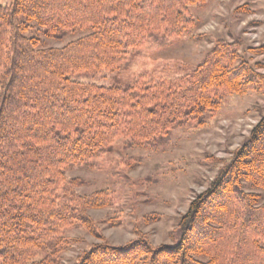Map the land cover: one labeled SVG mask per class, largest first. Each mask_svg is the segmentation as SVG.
<instances>
[{
    "label": "trees",
    "instance_id": "obj_1",
    "mask_svg": "<svg viewBox=\"0 0 264 264\" xmlns=\"http://www.w3.org/2000/svg\"><path fill=\"white\" fill-rule=\"evenodd\" d=\"M207 0H12L0 4V264H60L97 236L91 210L110 209L107 191L81 194L71 169L95 168L124 140L156 149L177 129L201 131L229 97L264 100V74L236 41L216 39L188 72L141 74L129 83L77 81L82 72L126 69L143 48L191 36V8ZM63 46L43 47L31 25ZM264 55V45L248 50ZM264 116L208 187L189 204L171 246L142 234L123 246L92 245L75 264H264Z\"/></svg>",
    "mask_w": 264,
    "mask_h": 264
},
{
    "label": "rangeland",
    "instance_id": "obj_2",
    "mask_svg": "<svg viewBox=\"0 0 264 264\" xmlns=\"http://www.w3.org/2000/svg\"><path fill=\"white\" fill-rule=\"evenodd\" d=\"M11 1L0 0V4L7 6ZM191 13L200 21L191 36L155 49H141L126 69L82 72L71 78L114 85L129 83L141 74L154 78L182 75L202 59L216 39L238 42L243 57L259 64V72L264 74V55L248 51L264 45V0H207L192 7ZM29 35L38 37L43 47L56 48L78 36L53 41L33 24ZM262 116L264 100L259 96L249 93L229 97L213 122L201 131L177 129L167 143L156 149L132 147L120 140L110 155L99 160L97 167L67 171L69 178L84 180L78 189L81 194L103 190L113 195L114 207L91 210L90 215L98 221L114 218L118 223L100 224L97 236L78 229L67 232L78 243L63 253L60 264H75L94 244L126 245L138 237L136 232L154 247L175 244L180 219L191 201L208 187ZM245 189L259 194L264 201V191L249 186Z\"/></svg>",
    "mask_w": 264,
    "mask_h": 264
}]
</instances>
